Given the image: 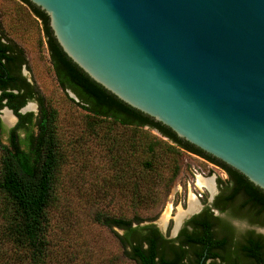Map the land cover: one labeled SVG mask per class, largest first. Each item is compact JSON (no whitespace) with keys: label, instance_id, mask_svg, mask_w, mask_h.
Returning a JSON list of instances; mask_svg holds the SVG:
<instances>
[{"label":"water","instance_id":"obj_1","mask_svg":"<svg viewBox=\"0 0 264 264\" xmlns=\"http://www.w3.org/2000/svg\"><path fill=\"white\" fill-rule=\"evenodd\" d=\"M29 1L95 83L264 192V0Z\"/></svg>","mask_w":264,"mask_h":264},{"label":"trees","instance_id":"obj_2","mask_svg":"<svg viewBox=\"0 0 264 264\" xmlns=\"http://www.w3.org/2000/svg\"><path fill=\"white\" fill-rule=\"evenodd\" d=\"M19 1L40 21L58 86L68 100L84 112L87 135L104 139L113 154L112 158L121 163L115 179L116 186L120 193L130 195L129 201L133 207L148 209L157 205L163 195H167L180 172L182 153L189 152L226 173V180L217 179V184L227 194L223 203L232 205L240 202V207L232 208L230 214L234 216L238 209L241 211L247 207L246 219L249 223L264 228V192L260 188L238 171L178 138L166 126L125 104L95 83L63 52L49 27L48 16L29 0ZM0 33H3L1 28ZM14 46L26 64L24 50L17 44ZM0 52V109L7 107L18 117V123L12 129H6L0 121L3 220L0 247L15 250L19 264H46L49 255L48 212L55 202L57 175L63 160L56 124L57 111L45 102L36 86L6 84L18 56L14 55L11 47L1 43ZM69 92L77 100L71 98ZM29 100L38 102L36 118L32 113H19V109ZM152 131L158 133L159 137ZM3 136H6L5 141ZM129 161L137 165H131ZM217 208L224 210L219 206ZM97 218L103 226L122 231V234H116V238L124 257L135 264H184V247H169L158 229L152 224L143 225L141 218L104 215ZM197 225L200 228L185 234L184 240L204 245V251H207L204 264L207 258L218 257L212 250L214 244L218 245L219 242L213 239L206 217L199 220ZM242 239L244 243L233 251L227 247L221 256L223 264H264V236L251 232ZM168 252L173 254L172 259L167 258ZM3 255L0 250V259Z\"/></svg>","mask_w":264,"mask_h":264},{"label":"rangeland","instance_id":"obj_3","mask_svg":"<svg viewBox=\"0 0 264 264\" xmlns=\"http://www.w3.org/2000/svg\"><path fill=\"white\" fill-rule=\"evenodd\" d=\"M0 25L24 50L28 63L24 70L26 77L34 83L45 102L57 111L63 160L57 175L55 202L48 212L46 264H135L124 257L116 238L122 231L103 226L97 217H139L144 223L155 224L166 236H172L189 214L191 198L196 200V194L201 193L203 198L211 199L215 181L218 178L226 180V173L200 156L183 152L179 160L180 172L167 195L152 208L133 207L130 195L120 193L116 186L121 163L112 158L104 139L87 135L84 112L70 102L58 86L40 21L19 0H0ZM30 107L34 106L30 104ZM5 115L2 114V119ZM151 133L159 137L155 131ZM129 163L137 165L134 161ZM202 173L203 177L197 178ZM199 179L208 181L211 187L199 185ZM1 202L0 198V228L3 223ZM180 213L184 221L180 220L177 225ZM6 248L0 247L4 254L0 264H19L15 250Z\"/></svg>","mask_w":264,"mask_h":264},{"label":"flooded vegetation","instance_id":"obj_4","mask_svg":"<svg viewBox=\"0 0 264 264\" xmlns=\"http://www.w3.org/2000/svg\"><path fill=\"white\" fill-rule=\"evenodd\" d=\"M0 28L3 30L1 25ZM0 43L11 47L14 55L17 54L18 56V59L13 63L12 69L10 70V79L6 81V84H28L30 87L35 86L34 83L29 78H27L24 73V70L27 68L28 63L25 64L23 62L22 56L20 57V54L15 50L14 44L17 43L9 38L4 30L2 34L0 33ZM32 91L34 94V90ZM30 104L34 107H30ZM5 108L7 107L0 109V121L6 129H12L17 125L18 117L13 113L12 110L7 108L11 112L10 115L14 118V123L11 126L7 125L4 122V117V120L2 119V114H4ZM19 113H32L33 117L36 118L39 113L38 102L35 100L27 101L26 104L19 109ZM5 140L6 136H3V141ZM215 182V193H213L211 199L203 198L202 195L200 197L196 196L198 209L195 212L189 213L187 216H185V221L182 219L184 222L181 220V222L183 223L180 222V226L172 236H166L165 234H163L155 224H143L154 225L158 229L161 236L167 241V245L169 247H184V258L182 261L184 264H203V260H205L207 251H204L203 244L195 242L189 243L184 240L185 234L192 233L196 229L200 228L199 225H197V222L203 217H206L208 219L213 239L219 242L218 245L214 244L212 250V252H214L218 257L207 258L204 264H223V262L221 261V256H223L227 247H229L230 250L233 251L237 246H241L244 243V240L242 238L247 234H250L251 232L264 236V234L261 232V230H264V228L251 225L249 223V220L246 219V214L248 211L247 207H244L241 211L238 209L237 213L234 216L230 214L233 210L232 208L240 207V202L238 201L237 203L232 204L234 207L232 205H228L227 203H223V200L227 194L224 192V190L222 191V188L217 184V180ZM216 206H219L224 210L222 209L223 211H220ZM242 228L244 229L243 231H241ZM166 255L168 259L173 258V254L171 252L166 253ZM198 255H200V260L198 259Z\"/></svg>","mask_w":264,"mask_h":264},{"label":"bare ground","instance_id":"obj_5","mask_svg":"<svg viewBox=\"0 0 264 264\" xmlns=\"http://www.w3.org/2000/svg\"><path fill=\"white\" fill-rule=\"evenodd\" d=\"M4 113L6 114L5 115V118H4L5 119V122L8 125H12L14 123V118H12V116L10 115V113L7 110H5ZM199 185H204V186L209 187V188L211 187V185H210V183L208 181L202 180V179H199ZM211 192H213V189H211ZM197 209H198V203H197V201L194 200V198H191V200L189 202V207H188L187 213L195 212ZM182 213H180L179 216H178V223H177V225L179 224V222H180V220L182 218Z\"/></svg>","mask_w":264,"mask_h":264},{"label":"built area","instance_id":"obj_6","mask_svg":"<svg viewBox=\"0 0 264 264\" xmlns=\"http://www.w3.org/2000/svg\"><path fill=\"white\" fill-rule=\"evenodd\" d=\"M194 173H197V171L194 169ZM225 173V172H224ZM204 175V173H202L201 175L197 176V178H202ZM225 175V174H224ZM202 194L201 193H197L196 196L200 197Z\"/></svg>","mask_w":264,"mask_h":264}]
</instances>
